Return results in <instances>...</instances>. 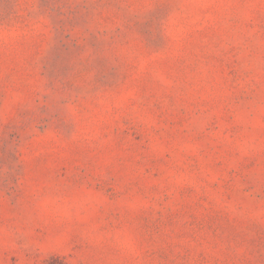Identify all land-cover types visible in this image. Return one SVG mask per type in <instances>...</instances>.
I'll return each instance as SVG.
<instances>
[{"label":"rangeland","instance_id":"rangeland-1","mask_svg":"<svg viewBox=\"0 0 264 264\" xmlns=\"http://www.w3.org/2000/svg\"><path fill=\"white\" fill-rule=\"evenodd\" d=\"M0 264H264V0H0Z\"/></svg>","mask_w":264,"mask_h":264}]
</instances>
